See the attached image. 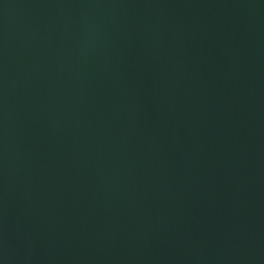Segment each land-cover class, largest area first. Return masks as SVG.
<instances>
[{"label":"water","instance_id":"water-1","mask_svg":"<svg viewBox=\"0 0 264 264\" xmlns=\"http://www.w3.org/2000/svg\"><path fill=\"white\" fill-rule=\"evenodd\" d=\"M0 264H264V0H0Z\"/></svg>","mask_w":264,"mask_h":264}]
</instances>
